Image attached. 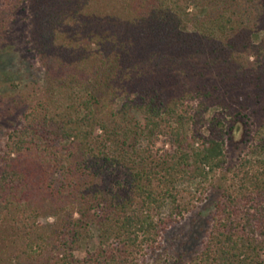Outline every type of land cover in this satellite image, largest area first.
Wrapping results in <instances>:
<instances>
[{
  "label": "trees",
  "instance_id": "trees-1",
  "mask_svg": "<svg viewBox=\"0 0 264 264\" xmlns=\"http://www.w3.org/2000/svg\"><path fill=\"white\" fill-rule=\"evenodd\" d=\"M189 2L202 13L173 0L0 10L27 11L45 68L0 150V264H154L189 210L179 183L204 187L227 165L240 117L256 126L241 184L185 264H264V0Z\"/></svg>",
  "mask_w": 264,
  "mask_h": 264
},
{
  "label": "rangeland",
  "instance_id": "rangeland-1",
  "mask_svg": "<svg viewBox=\"0 0 264 264\" xmlns=\"http://www.w3.org/2000/svg\"><path fill=\"white\" fill-rule=\"evenodd\" d=\"M11 1L0 0V10L8 9ZM173 2L189 13H202L189 0ZM31 27L27 11H9L0 16V150L5 145L8 133L22 124L24 112L43 94L45 68L33 49ZM213 112L214 108L206 117ZM255 127L246 118L232 119L226 141L227 165L204 183V187L198 181L183 180L179 183L181 200L189 210L164 232L161 246L150 257L154 264H185L196 257L197 250L209 234L217 203L224 198L228 188H239L241 184L240 176L243 173L238 176L235 172L242 167V159L248 156L255 142ZM155 149L159 153L170 149L166 135L161 136Z\"/></svg>",
  "mask_w": 264,
  "mask_h": 264
}]
</instances>
